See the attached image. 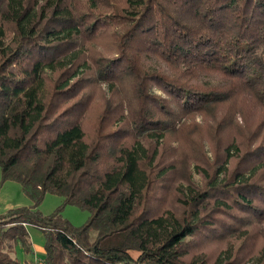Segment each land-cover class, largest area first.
<instances>
[{"label": "trees", "instance_id": "1", "mask_svg": "<svg viewBox=\"0 0 264 264\" xmlns=\"http://www.w3.org/2000/svg\"><path fill=\"white\" fill-rule=\"evenodd\" d=\"M0 169V264H264V0H0Z\"/></svg>", "mask_w": 264, "mask_h": 264}, {"label": "rangeland", "instance_id": "2", "mask_svg": "<svg viewBox=\"0 0 264 264\" xmlns=\"http://www.w3.org/2000/svg\"><path fill=\"white\" fill-rule=\"evenodd\" d=\"M1 169H0V184H1ZM63 198L58 195L47 194L43 203L37 208L38 211L44 215H49L54 212L61 204ZM34 204V199L23 189V187L12 181H8L3 185H0V216L7 214L11 210L20 208V207H31ZM63 218L67 219L73 225H81L85 223L89 217V212L82 210L79 207L73 205H67L62 211ZM31 242L33 247L38 254L34 253V256L43 257V251L39 250V247L44 248L45 237L42 231L35 227L29 228ZM16 257L19 261L25 263L32 261V258L25 254L21 246L17 247Z\"/></svg>", "mask_w": 264, "mask_h": 264}, {"label": "built area", "instance_id": "3", "mask_svg": "<svg viewBox=\"0 0 264 264\" xmlns=\"http://www.w3.org/2000/svg\"><path fill=\"white\" fill-rule=\"evenodd\" d=\"M24 225L27 226V224H25V223H24ZM26 264H45L44 257L34 256L32 261L27 262Z\"/></svg>", "mask_w": 264, "mask_h": 264}, {"label": "crops", "instance_id": "4", "mask_svg": "<svg viewBox=\"0 0 264 264\" xmlns=\"http://www.w3.org/2000/svg\"><path fill=\"white\" fill-rule=\"evenodd\" d=\"M33 246V245H32ZM33 249H34V253H36V254H38L39 253V251H37L36 249H35V247H33ZM40 251L42 250L43 251V254H45V250H44V248L42 249V247H39L38 248ZM32 259H33V257H34V255H31L30 256ZM44 257V256H43ZM27 263V262H26Z\"/></svg>", "mask_w": 264, "mask_h": 264}]
</instances>
